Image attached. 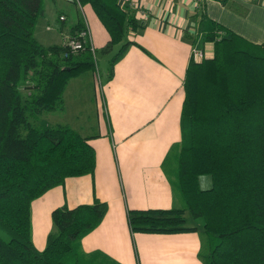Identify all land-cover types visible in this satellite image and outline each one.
<instances>
[{
  "label": "trees",
  "instance_id": "obj_1",
  "mask_svg": "<svg viewBox=\"0 0 264 264\" xmlns=\"http://www.w3.org/2000/svg\"><path fill=\"white\" fill-rule=\"evenodd\" d=\"M120 1L73 0L89 5L107 31L109 42L101 52L119 46L109 60L108 79L132 44L123 42L127 32L143 28ZM43 2L0 0V230L10 238H0V264H115L102 252L81 249L82 239L107 213L99 201L55 209L45 248L38 251L32 243L31 203L95 169L85 138L66 124L40 122L63 109L71 79L96 72L88 40L67 57L64 45L44 47L35 40ZM197 25L199 45H211L212 57L191 60L187 67L181 142L163 162L180 206L129 210L127 223L132 234L198 233L202 264H264V46L247 42L201 10ZM84 27L79 21L70 37ZM202 176L210 177L208 190L199 187Z\"/></svg>",
  "mask_w": 264,
  "mask_h": 264
},
{
  "label": "crops",
  "instance_id": "obj_2",
  "mask_svg": "<svg viewBox=\"0 0 264 264\" xmlns=\"http://www.w3.org/2000/svg\"><path fill=\"white\" fill-rule=\"evenodd\" d=\"M131 3L136 7L131 8ZM120 5L143 28L125 35L123 42L132 44L114 65L112 77L108 79L109 61L103 66L104 71L107 67L103 77L96 62V72L71 79L63 93L66 125L93 148L94 172L68 178L31 203L32 243L38 251L45 248L55 209L99 201L108 210L101 224L82 239L84 253L102 252L115 264H202L198 233L132 234L127 212L180 206L163 162L181 142L183 82L191 52L196 49L205 54L204 59L212 57L211 45H199L200 10L247 42L264 46V0H227L224 4L217 0H122ZM43 9L34 30L42 46L64 45L79 21L86 25L88 44L95 53H102L109 42L89 5L44 0ZM118 49L115 46L111 52Z\"/></svg>",
  "mask_w": 264,
  "mask_h": 264
},
{
  "label": "rangeland",
  "instance_id": "obj_3",
  "mask_svg": "<svg viewBox=\"0 0 264 264\" xmlns=\"http://www.w3.org/2000/svg\"><path fill=\"white\" fill-rule=\"evenodd\" d=\"M39 20L37 21L38 23H39ZM38 39H39V37H38ZM50 41H52V39L48 40L47 42H50ZM54 42H56V41H54ZM116 52H117L116 50H113L112 52L109 51L106 54H102V53H98V52L94 53V58H95V61L98 62L99 68L101 69L102 77L104 76V74H106V70H107V67H106V69L104 71L103 70V66L104 67L107 66L108 61L114 56V54ZM40 122L41 123H46V124H49V125H54V124H57V123L67 124V110L66 111L60 110V111H56V112H53V113H50V114H47V115H43L40 118ZM199 187H200L201 190H208L211 187L210 177L209 176L200 177L199 178ZM185 218L187 220V224L192 225L194 223V222H192L190 220V216H189L188 213L185 214ZM52 227H53V225H52ZM35 229H36V226L33 225V231L34 232H35ZM0 238L2 240H4L5 242L9 241V239H10L9 236L6 235L5 233H3L1 230H0Z\"/></svg>",
  "mask_w": 264,
  "mask_h": 264
},
{
  "label": "built area",
  "instance_id": "obj_4",
  "mask_svg": "<svg viewBox=\"0 0 264 264\" xmlns=\"http://www.w3.org/2000/svg\"><path fill=\"white\" fill-rule=\"evenodd\" d=\"M199 1L200 0H197V2ZM130 7H136L135 3H131ZM142 14L144 15V12H142ZM60 20L62 21L64 20V18L61 17ZM87 40H89V31L85 25L83 30H81L77 35L68 38L67 41L64 43V47L66 49L64 56L67 57L68 55L77 54L78 52L82 51L84 49V43ZM205 57L206 56L203 52L198 51L196 49H193L191 52V60L195 63L200 62Z\"/></svg>",
  "mask_w": 264,
  "mask_h": 264
}]
</instances>
